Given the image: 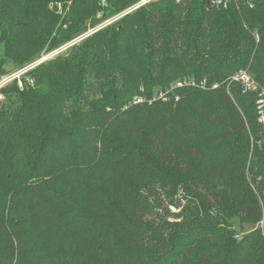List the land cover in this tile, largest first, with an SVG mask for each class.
<instances>
[{
  "label": "trees",
  "instance_id": "trees-1",
  "mask_svg": "<svg viewBox=\"0 0 264 264\" xmlns=\"http://www.w3.org/2000/svg\"><path fill=\"white\" fill-rule=\"evenodd\" d=\"M139 1L0 0V66ZM27 75L1 88L0 264H264V0H151Z\"/></svg>",
  "mask_w": 264,
  "mask_h": 264
},
{
  "label": "rangeland",
  "instance_id": "rangeland-1",
  "mask_svg": "<svg viewBox=\"0 0 264 264\" xmlns=\"http://www.w3.org/2000/svg\"><path fill=\"white\" fill-rule=\"evenodd\" d=\"M133 6L127 8L123 12H121V13L113 16L112 18L104 21L101 24L89 28L87 30V32H85L83 35L80 36L82 38L80 40H78L76 43L80 42L85 37H87L88 35L92 34L95 31H97L98 29H100V28H102V27L110 24L112 21L115 22V21L119 20L120 17H122L126 13H129L130 11H128V10H130L131 8H133ZM51 7H53V9H55V11L59 15H61L62 18L66 15L67 8L65 6V3H62V2L53 3V4H51ZM71 43H72V41L67 42V43L63 44L62 46H60L58 48H55V49H53V50H51L49 52L42 53L41 57L37 61H35V62H33V63L30 64V65H32L31 67H30V65H28V66H26V67H24V68H22L20 70H16L15 68L12 67V65H9V64H6V63H4L3 65H1L0 66L2 68L1 69L2 72H1V75H0V96H1V98H4V95H3V92L1 90V88L3 86H5L6 84H8L11 81L10 77L14 76L15 74H18L15 77L18 78L19 85L22 86V78H23L22 76L25 75L26 78H27V80H29L30 77L27 75V72H29V70L35 68L38 64L46 61L48 58H52L55 55L59 54L60 52L64 51L66 48H68L69 46H71L70 45ZM3 51H4V49L0 45V60L3 57ZM27 67H29V68H27ZM202 83H203V85L205 84L204 81ZM202 83H200V84H202ZM204 87H205V85H204ZM261 99L264 100V95L261 96V97H259V99H257V102H256L257 103V114H258L257 121L259 122V124H261L264 127V101H262ZM262 139H264V134L262 135ZM176 199H178V196L176 197ZM183 203H184V200L180 201L179 204H183ZM164 204L166 206L168 204H170V205H168V208L170 210V213H169V217L167 219L168 220H171V221H180L181 218L178 216V214L180 213V207L175 206L173 203H169V202L167 203V201ZM261 225H262V223H249V222L248 223H241L240 221H237L236 222V232L239 234V236H242L243 234L248 233V232H250V231L258 228Z\"/></svg>",
  "mask_w": 264,
  "mask_h": 264
},
{
  "label": "built area",
  "instance_id": "built-area-1",
  "mask_svg": "<svg viewBox=\"0 0 264 264\" xmlns=\"http://www.w3.org/2000/svg\"><path fill=\"white\" fill-rule=\"evenodd\" d=\"M151 0H140L138 3H136L133 8H131L130 10L128 11H133L134 9H136L137 7L149 2ZM179 1V0H178ZM210 1V4L211 6L215 7V8H229L231 6H236L237 8L240 7V0H209ZM254 1L255 0H247V2L253 6L254 4ZM256 35V39L259 40V35L258 34H255ZM32 65H30L31 67ZM29 68V67H27ZM23 71V70H22ZM21 72V71H20ZM19 73V72H18ZM18 74H15L14 76L10 77V79H15L17 77ZM9 79V80H10ZM231 81H239L243 84L244 86V91H257L258 90V84L256 83V81L254 80L253 76L250 74L249 71L247 70H240L239 72H237L234 76H232L231 78ZM202 83V82H201ZM205 83V81H204ZM184 85H191V86H200V87H204L203 83L200 84V83H197L196 81L194 80H188V79H185V80H179L177 81L176 85L177 87H181V86H184ZM217 85H214V87H216ZM165 93H162L160 95V97H164ZM262 95H264V91L262 92ZM1 98V96H0ZM2 99V98H1ZM0 99V100H1ZM262 101H264L263 99H261ZM140 101H143L142 98H138L136 97L135 98V102H140Z\"/></svg>",
  "mask_w": 264,
  "mask_h": 264
},
{
  "label": "water",
  "instance_id": "water-1",
  "mask_svg": "<svg viewBox=\"0 0 264 264\" xmlns=\"http://www.w3.org/2000/svg\"><path fill=\"white\" fill-rule=\"evenodd\" d=\"M82 37H79V38H77V39H75L74 41H72V43L70 44V45H72V44H74V43H76L78 40H80ZM49 59V58H48Z\"/></svg>",
  "mask_w": 264,
  "mask_h": 264
}]
</instances>
